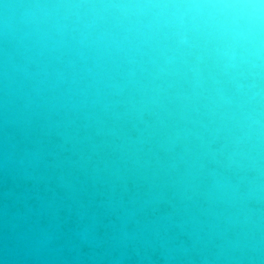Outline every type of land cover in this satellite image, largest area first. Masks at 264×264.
Wrapping results in <instances>:
<instances>
[{
  "label": "water",
  "instance_id": "1",
  "mask_svg": "<svg viewBox=\"0 0 264 264\" xmlns=\"http://www.w3.org/2000/svg\"><path fill=\"white\" fill-rule=\"evenodd\" d=\"M0 264H264V0H0Z\"/></svg>",
  "mask_w": 264,
  "mask_h": 264
}]
</instances>
